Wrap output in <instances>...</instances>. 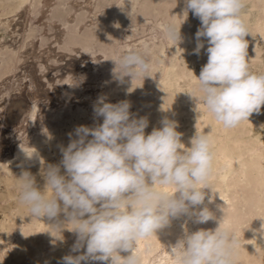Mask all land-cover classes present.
<instances>
[{"label":"clouds","instance_id":"1","mask_svg":"<svg viewBox=\"0 0 264 264\" xmlns=\"http://www.w3.org/2000/svg\"><path fill=\"white\" fill-rule=\"evenodd\" d=\"M184 2V13L191 11L201 22L194 54L204 48L201 38L208 45L207 63L195 75L199 98L216 121L225 128L236 127L264 106V74L251 71L248 63L250 32L242 17L245 0ZM165 35L174 43L183 41L180 28L174 25L166 26ZM112 61L113 76L120 82L125 77L131 84L151 77L152 63L140 51L125 50ZM130 108L127 100L114 104L98 97L93 111L103 118L102 124L77 126L68 134L70 142L60 149V163L43 166V191L29 171L17 177L19 201L30 216L48 218L57 231L71 223L70 231L77 236L72 252L86 249L80 255L64 256L63 264H141L136 245L142 238L181 217L197 224L216 220L205 205L206 196L212 202L205 192L211 190V137L196 133L191 146L185 147L178 122L168 118L146 135L147 118H135ZM25 155L31 160L38 154ZM168 186L171 191L166 190ZM48 189L51 195L46 194ZM61 213L64 220L59 219ZM217 223L214 230H185L170 247L175 264H237L239 241L224 226L223 217Z\"/></svg>","mask_w":264,"mask_h":264},{"label":"rangeland","instance_id":"2","mask_svg":"<svg viewBox=\"0 0 264 264\" xmlns=\"http://www.w3.org/2000/svg\"><path fill=\"white\" fill-rule=\"evenodd\" d=\"M141 1L142 0H39V3L35 6L30 4V1H27L26 4L24 3L16 11L13 10L1 16L3 20L6 19L5 25H7L5 26L3 23L0 25V51H2V47L11 49L14 52L15 49H18L16 56L19 60L11 67L13 71L11 70L8 74L6 73V75H4L5 77H0V90H3V87H8L7 89L9 90L11 86L19 81L18 78L21 79L23 74L26 75V78L24 77L25 75L23 76L24 78L22 77L24 83H22L19 89L12 91L0 111V124L5 121V126L2 129L0 128V154H7L6 156L0 155L2 160L5 159L4 157H9V153L12 152L10 149L12 148L11 142L13 141V135L21 132L19 131L22 127L19 121V115L21 116L19 111L20 109L23 111V106L24 109L27 107L28 109L34 108L36 111L32 117L31 124L27 123L26 130L28 132L33 126H36L35 122L39 120L37 118L40 116L37 114L38 112L39 114L43 111L50 112L51 110L54 111L64 106H85L93 108L97 98L100 96L106 97V102L114 104L118 103L120 99L122 101H129L131 104L130 112L133 114L136 104H134V99L132 97L137 92L133 91L118 95L113 93L112 90L108 92L109 89L106 88L109 83L105 79V74L101 69V64L105 62L107 58L104 52L105 46L84 48L81 43L75 40L70 42L68 37L69 32L67 23L70 25L75 24L76 31L82 34L91 27H96L95 25H97V23H99L98 25H100L101 22L104 23L106 11L108 13L112 12L119 6L123 9L125 25L122 30V37L115 42V45L119 48L121 46H126V49L128 47V49L130 48L142 53L145 52L144 54H146L147 58L152 60L150 61L152 63L153 72H151V77H146L144 81H146V79L153 82H156V80L158 81L155 83L154 89L151 90L148 88L144 91V93L147 94L148 101L153 104L155 111L154 117L148 120L149 124L145 129V134H150L154 128H160V122L163 118L178 122L179 127L177 131L191 138L196 133L202 134L198 127H196V118L198 115H203L206 106L199 98L201 93L196 89V78L194 79L192 77H195V75L198 77L203 63H207V52L205 53V51L208 45L206 38H201L204 42V48L201 49L199 55H196L193 50L197 43L195 39L197 30L190 34L184 31L183 28H180L184 42L174 43L166 38L165 28L167 25L171 24V19L166 18L163 14H142V16H139V20H132L131 16L136 12L135 10L139 8ZM245 5L246 6L242 10V17L250 32L246 37L249 43L247 50L249 67L251 71L257 74H264V1L245 0ZM183 6L182 20L185 22L194 15L191 11L188 12V15L186 12L184 13L186 6L185 4H183ZM58 7H62L66 12H59L57 10ZM80 14H83L82 16L84 18H80ZM103 19L104 21H102ZM115 20L113 19L112 21L115 22ZM65 21L67 23H65ZM176 29L179 30L177 27ZM30 33L31 35H29ZM190 38L191 40L193 39V41H191ZM149 48L155 50L154 54L148 50ZM181 49L182 52L178 54L175 52ZM5 84L8 86L6 87ZM156 106L158 107L156 108ZM141 117L146 118L145 115ZM249 118L255 119L257 125L252 126L248 124L247 126L250 132H247V134L255 136L258 139H264V122L262 120L264 118V106L261 107L259 113H253ZM212 122H214V125L218 126V133L225 136L226 132L221 131L222 127L220 122L216 120H212ZM236 127L228 129L233 130ZM9 129L10 132L8 131ZM3 132H8L6 137ZM10 133L12 136L9 135ZM4 139L5 142L7 141L6 143ZM1 143L2 145L4 143V145L2 146ZM58 158L57 154H53L52 163L59 164L61 159L58 160ZM214 165L213 162V168ZM32 175L36 179V186L38 189L43 191L45 188L43 187L45 182L43 171L35 172ZM225 188H228V192L226 191L227 193L225 192V194H230L231 191L229 187ZM10 190L14 192V198L8 197V191ZM19 191L18 185L6 186L5 182L0 181V233L7 215L3 206H7L14 200L19 199ZM1 193H4L5 197L9 198L6 199V202H2L4 199ZM238 206L243 210L246 209L242 201L238 202ZM263 209L264 205H262V207L255 206L252 214H244L237 224V230L235 231L236 238L239 241L237 250H241L243 246H247L248 255L250 257V259L248 257L247 260L248 264L250 260H254L253 258L257 259L260 256L261 253L259 252L264 251ZM17 218L18 217L15 216L11 219L12 221H10L14 229L20 225L19 218ZM69 224L70 223L63 224L64 230L59 232H61V237H64V240L67 242L70 241L74 245L77 236L74 232L70 231L73 225L69 226ZM64 226L67 227L65 228ZM253 232L256 234L255 237L253 236ZM37 238L45 250H49L52 245L58 242L57 239H47L49 241L47 242L45 238L46 241H44L40 234ZM253 238H256V241ZM38 239L35 240L38 242ZM51 241H53V243L49 244ZM255 243L257 245H255ZM249 245H252V247ZM159 246L161 248L164 245L161 246L160 244ZM29 249L27 250L28 253L25 251L20 255V257L22 256V260L20 257L18 259L12 258L13 260H11V263L29 264L28 261H30V263L37 261L39 258V254L37 253L38 249L34 247L33 250L32 247L30 249L32 253L29 252ZM78 253L74 252V255ZM254 254L259 255L255 256ZM26 257L30 260H27Z\"/></svg>","mask_w":264,"mask_h":264},{"label":"bare ground","instance_id":"3","mask_svg":"<svg viewBox=\"0 0 264 264\" xmlns=\"http://www.w3.org/2000/svg\"><path fill=\"white\" fill-rule=\"evenodd\" d=\"M27 1H30L29 3L34 6L39 3V0H0V25L2 23L5 25L6 23V19L3 20L1 16L6 15L13 10L16 11L24 3L26 4ZM183 4H185L184 0H142L140 2L139 8L135 10L136 12L132 14L131 18L132 20L136 21V19H138L139 16H142V14H163L166 18L171 19V24L175 25V27L183 28L184 31L192 34L193 32H196V30H198V28L201 26V22L195 16H193L192 18H188L184 22L182 20V9L184 7ZM57 10L59 12H66L62 7H58ZM107 13L108 12L106 11V18L104 23L100 21V25H98L99 23H97L98 26L95 25L96 27H91L82 34L76 31L75 24L70 25L65 21L68 27L67 29L69 32V41L71 42L75 40L76 42L81 43L84 48L105 46L104 52L107 58L106 61L101 64V69L105 74V79L109 83L108 87L106 86V88L109 89L108 92L112 90L113 93L118 95L133 91L137 92L132 97L134 99V104H136L133 115L135 118H140L141 116L145 115L147 120H150L155 115L154 106L151 102L148 101L147 94L144 93V91L148 88L151 90L154 89V86L156 85L155 83L158 81L156 80V82H153L148 79H146V81H142V79H136L133 80L131 84V80L129 77H125L123 82H120L114 78L113 69L115 68V63L112 60L116 58L119 53L122 54L125 50H127L128 47L127 49L126 46H121L119 48L115 45V42L122 37V30L125 25L122 7H116L114 11L109 12L108 14ZM82 15L83 14H80L79 17H83ZM113 19L115 20V22L112 21ZM102 21H104V19ZM29 35H31V33ZM191 41H193V39ZM2 48V51H0V77L6 75V73H10L11 70L13 71L11 67L16 63L17 60H19L16 56V52L18 49H15L14 52L11 49H6V47H4L5 50L4 48ZM182 49L174 51L178 54L182 52ZM148 50H150L152 54H154L155 52L153 48H149ZM18 57L20 58L19 54ZM205 64L206 62L203 63V65ZM24 75L25 74H23V76ZM22 77L21 79L18 78L19 81H17L16 83L14 82L15 85L11 86L9 90L7 89L8 85L6 84L5 86L7 88L3 87L4 89L0 90V111L2 110L7 97L10 96L12 91L19 89L22 83H24L23 78H26V75L23 78ZM192 78L195 79L196 77ZM120 101L122 100L120 99L119 102ZM157 107L158 106H156V108ZM22 109L23 111H21V109L19 111L21 113V116L19 115V121L22 124V127L19 129V131L21 132H18L12 137V148L10 144V150H12V152H8L10 156L7 158L4 157L5 159L3 160L2 157H0V181L5 182L6 186L18 185L17 177L21 175L22 171L27 170L31 174H34L38 171H43L44 165L53 164V154H57L59 157L58 160H62V153L60 149L61 147H66L68 145V143L70 142L68 134L74 133V129L77 126L84 125L88 127H95L99 124H102L103 122L102 117L95 116L93 108H88L85 106H64L59 109H53L54 111L50 109V112L43 111L41 114H39L38 112L37 114L40 116L37 119L39 120L35 122L36 126H33L32 129H30V131L28 132L26 130L27 123L31 124L32 117L34 116V113L36 111L34 108H31L32 110L30 108L28 109V107L24 109V106ZM212 120H215V118L211 113L207 111V109H205L203 115L197 116L196 127H198L202 134L209 135L213 142L212 150L215 155L213 162L215 165L209 181L211 190L205 189V192L212 197V202L208 203V198L206 196L205 205L214 213L216 220H210L204 224H197L187 217H181L179 219L173 220L170 227L159 230L156 234L147 238H142L137 242L136 245L137 251L142 256L141 264H175L174 257L170 252V247L175 245L176 241L184 234L185 230H187L189 233L201 229L214 230L218 226L217 221L223 217L224 226L228 227L235 233V231L237 230V224L240 222L244 214H252V212H254L253 208L255 206L262 207V205H264V139H258L255 136H250L247 134V132H250L247 125L250 124L252 126H255L257 125V121L255 119L249 118L248 121L246 120L241 122L233 130L225 128L220 123L222 127L221 131L226 132V135L222 136L218 133V126L214 125V122H212ZM262 120L264 122V118ZM4 122L0 124L1 129L5 126ZM8 131L10 132V129ZM6 134H8V132L4 133L5 137ZM9 135H11V133ZM73 138L76 137L73 135ZM89 139H91L90 136ZM181 139L185 147L191 146L190 136L182 134ZM21 149L27 154L36 153L38 155L34 156L33 159L28 160L26 159L25 153ZM21 165L23 166L21 167ZM61 174H64L63 167H61ZM43 187H45V182ZM225 187H229L231 191L230 194H225L228 189H226ZM166 190L171 191V186H168ZM46 194L51 195V190L48 189L46 191ZM1 195L4 199V201L2 202H6V199L8 197L14 196V192L11 190L8 191V197H5L4 193H1ZM239 201H242L243 206L246 207L245 210L238 206ZM203 206L204 205L200 207ZM3 208L5 209L7 215L6 221H4L0 233V264H12V258L18 259L20 255L25 251L26 253H28L27 250L30 247H33V250L34 247L38 249L37 253L39 254V260L37 259V261H34L32 263L28 261L29 264H63L62 258L64 256L69 254L74 255V252H72L73 244L70 241L67 242L66 240H64V237H61V232L54 230L52 226L49 225L53 221L48 220V218L46 217L41 219L31 217L27 206L22 205L19 199L14 200L7 206H3ZM15 216L19 218L20 225L14 229V226L10 221H12L11 219ZM59 219H65L63 213H61ZM262 223H264V221ZM70 225L72 224L70 223L69 226ZM39 234L44 241H46L47 239H57L58 242L52 245L49 250H45L39 243V239L37 238ZM42 235L45 237H43ZM255 235V232H253L254 237ZM35 239H38V242ZM48 240L47 242H49ZM52 243L53 241H51V243L49 244ZM160 244L161 246H164L160 248ZM255 245L257 244L255 243ZM249 246L252 247V245ZM30 249L29 252L32 251ZM85 250L86 249L82 248L79 253L77 252V255L82 254ZM259 253H261L260 256L257 259L252 257L254 260H250L249 264H264V251ZM121 255L126 256L127 253L125 254L122 252ZM237 257V264H248L247 260L249 255L247 246H243L241 250H237ZM21 258L22 256L20 257V259ZM28 259L29 258H27V260ZM14 261L17 262L16 260ZM82 264H108V262L88 261L82 262Z\"/></svg>","mask_w":264,"mask_h":264}]
</instances>
